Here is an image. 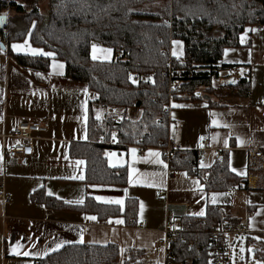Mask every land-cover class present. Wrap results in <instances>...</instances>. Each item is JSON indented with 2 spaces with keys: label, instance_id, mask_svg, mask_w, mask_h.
Here are the masks:
<instances>
[{
  "label": "crops",
  "instance_id": "obj_1",
  "mask_svg": "<svg viewBox=\"0 0 264 264\" xmlns=\"http://www.w3.org/2000/svg\"><path fill=\"white\" fill-rule=\"evenodd\" d=\"M13 45L23 47L14 49ZM95 46L98 50L110 49ZM172 46V55L181 57L182 43L174 41ZM11 49L17 54L33 55L32 49L44 53L28 41L14 43ZM110 50L97 51L95 60H112L114 53ZM91 55L93 58V47ZM54 64L63 67L54 68ZM221 64L227 67L213 79L218 95L202 89L198 100L180 96L172 101L168 135L181 152L206 148L198 163L203 174L221 162L239 178V184L227 190L208 191L201 177L189 175L187 170L170 171L163 149L131 146L106 153L109 167L126 170V184L95 185L86 182V161L69 153L73 143L90 140L89 103L94 95L84 85L65 77L63 62L52 60L50 73L43 74L23 69L0 48V180H4L11 198L10 204L0 202V264H34L74 244L117 246L121 264L130 249L145 252L150 264H166L164 251L156 248L164 238L166 220L201 218L209 207L224 208L227 217L249 231L246 245L264 252V166L250 169L251 150L264 151V27L261 32L253 27L247 42L240 37V46L227 49ZM232 66L239 69L228 72ZM245 79L249 82L248 93L233 87ZM133 113L127 117L136 122L142 119L141 110ZM102 116L98 113V117ZM32 121L47 123L48 130L33 134V155L26 165H21L6 157L4 151L23 143L11 137L17 124ZM132 149H136L135 155ZM218 152L220 159L215 157ZM79 176L83 179L75 178ZM38 192L67 208H50L33 200ZM81 198L82 204L66 203ZM88 198L119 206L122 211L128 201L136 202V224L127 223L124 216L101 221L96 214L73 208ZM117 199L123 204L106 202ZM89 216L96 219H86Z\"/></svg>",
  "mask_w": 264,
  "mask_h": 264
},
{
  "label": "trees",
  "instance_id": "obj_2",
  "mask_svg": "<svg viewBox=\"0 0 264 264\" xmlns=\"http://www.w3.org/2000/svg\"><path fill=\"white\" fill-rule=\"evenodd\" d=\"M8 9L15 14L0 23V36L9 56L23 69L43 74L50 73L52 60L61 61L66 67L65 77L84 85L95 97L89 103L90 140L73 143L69 152L86 161V182L95 185L126 184V170L108 166V150L139 144L145 149L166 147L170 91L163 73L169 67L183 80L181 93L171 95L173 101L180 96L198 100L201 89L218 95L213 79L227 67L221 64L225 51L240 46L247 28L264 26V0H0V17L7 15ZM25 41L52 55L14 53L11 45ZM174 41L183 45L181 57L172 55ZM95 44L112 49L113 59H93ZM134 76L153 80L134 83ZM233 87L249 92L246 79ZM108 108L122 110L121 122L106 116ZM135 109L142 111L138 122L127 117L128 111ZM98 113L103 116L97 118ZM101 138L106 144L112 140L116 143L100 144ZM198 163V152H179L171 161L170 171L187 170L189 175L201 177L208 191L227 190L240 182L224 163L217 162L206 175ZM33 200L50 208H67L43 192L35 193ZM73 208L96 214L101 221L124 216L127 223L136 224L139 206L128 201L122 211L119 206L88 198ZM181 219L186 227L184 240L173 246L167 263L209 264L207 247L212 233L233 220L223 218L217 207H209L204 217ZM119 253L114 245L74 244L34 264H121ZM122 264L150 263L145 252L130 249Z\"/></svg>",
  "mask_w": 264,
  "mask_h": 264
},
{
  "label": "built area",
  "instance_id": "obj_3",
  "mask_svg": "<svg viewBox=\"0 0 264 264\" xmlns=\"http://www.w3.org/2000/svg\"><path fill=\"white\" fill-rule=\"evenodd\" d=\"M263 29L262 25L256 26L257 32H261ZM0 41L4 44L5 41L2 36H0ZM120 55V51H117L116 56L118 57ZM239 68L238 66H232L228 67V72H234L237 71ZM226 70V69H225ZM165 76L168 77L169 80V91H170V99L169 103H172V93H181V87L183 85V80L179 76L175 75L171 67L168 68V70L163 73ZM135 81L134 83H137L139 81L145 82V81H151L153 79L147 78L145 76L139 77L134 76L132 79ZM220 83H223L220 81ZM170 111V107L168 108V114ZM167 112V110H166ZM106 116L111 117L115 116L113 118L115 123L121 122V115L122 110L116 109V108H108L106 111ZM96 128H100L99 123L96 124ZM48 130V124L42 121H32V122H22L18 123L15 129L13 130L11 137H14L16 139L23 140L22 144L13 145L11 147L5 148V156L9 157L11 159H15L19 162L21 165H26L27 160L30 156L33 155V145L32 142L34 140L33 134L34 133H44ZM149 134L145 135V138H148ZM98 143L100 144H106L104 139H99ZM115 140H112L110 143H107L106 145L114 146ZM204 146L208 145V141L204 142ZM138 149H143V147L139 144L136 145ZM206 148L204 147L201 149L199 154L200 155L204 152ZM164 155L167 159V163L169 166V169L171 168V161L176 153L181 152L179 149V145L174 140H168V143L165 148H163ZM216 159L221 158V154L218 152L215 155ZM264 166V151L262 149H253L250 153V169L256 170L259 167ZM230 193V191H228ZM0 202L3 204H10L11 198L7 194L5 190V183L4 180H0ZM217 211L221 213L222 217L227 219V215L225 214V209L221 207H217ZM227 221V220H226ZM198 221H196V224ZM185 224L183 223V220L181 218H168L166 220L165 229H164V238L157 242L156 248L159 250H163L165 253V256L168 260V258L171 256L173 252V246L180 240H184L183 233L185 232ZM249 231L245 229L244 227H241L240 225H236L234 223L225 222L222 223L211 235L210 243L207 247L209 254H210V261L209 264H228L229 262V238L232 235H248ZM166 260V264L167 263Z\"/></svg>",
  "mask_w": 264,
  "mask_h": 264
},
{
  "label": "rangeland",
  "instance_id": "obj_4",
  "mask_svg": "<svg viewBox=\"0 0 264 264\" xmlns=\"http://www.w3.org/2000/svg\"><path fill=\"white\" fill-rule=\"evenodd\" d=\"M16 1L21 2L22 0H16ZM41 6L43 10L46 11L47 7L45 6V3H43ZM14 14L15 13L12 10L10 11V9H8L6 16L10 17V16H13ZM252 29L253 27H249L245 30V32L241 35V41L247 42ZM24 45L26 47H29L28 46L29 44H24ZM176 45H179V43H176ZM201 93H202V89L200 90L199 95H201ZM170 107H172V104H170ZM133 112L134 110H129L127 115L129 114V116L131 117L134 114ZM245 240H246L245 235L230 236L229 247H228V252H229L228 264H264V258L258 257V256H261V257L264 256V252H256V248L253 246L248 247L246 245Z\"/></svg>",
  "mask_w": 264,
  "mask_h": 264
},
{
  "label": "snow or ice",
  "instance_id": "obj_5",
  "mask_svg": "<svg viewBox=\"0 0 264 264\" xmlns=\"http://www.w3.org/2000/svg\"><path fill=\"white\" fill-rule=\"evenodd\" d=\"M4 19H5L4 17H0V23H3L4 22ZM21 47H23V45H13V48L14 49H19ZM31 51H32L33 55H36V54H40V55H44V56H51L52 55V53H42V52H38V50H36V49H32ZM97 51H100L101 53H110L111 52L110 49H99L98 50L96 48V46L93 45V59H96L97 58V55H96ZM53 67L54 68H62L63 65H55L54 64ZM174 107H177V105H174ZM97 118H99V117H97ZM131 151H132L133 155H135L136 149H132ZM153 155H157L158 156L159 154L158 153H153ZM77 163H81L82 164L83 161H78ZM75 178H77V179H83L82 176L75 177ZM49 195H51V193H49ZM96 199L100 200V199H103V198L102 197H96ZM106 202L116 203V204H120V205L123 204V201L122 200H119V199L114 200V201H106ZM213 202H215V197H213ZM66 203H69V204H72V203L82 204L83 203V198H81V199H79L77 201H66ZM200 214L203 215V213H200ZM86 219L95 220L96 217L89 216V217H86ZM120 222L121 221H117V223H120ZM23 255L28 256V255H30V253L24 252Z\"/></svg>",
  "mask_w": 264,
  "mask_h": 264
},
{
  "label": "water",
  "instance_id": "obj_6",
  "mask_svg": "<svg viewBox=\"0 0 264 264\" xmlns=\"http://www.w3.org/2000/svg\"><path fill=\"white\" fill-rule=\"evenodd\" d=\"M1 17H4V18H5L4 21L7 20V16H6V15H3V16H1ZM2 30H3V26L0 27V31H2ZM0 48L3 49V50H6V49H7V46H6V44H4V43H2V42L0 41Z\"/></svg>",
  "mask_w": 264,
  "mask_h": 264
}]
</instances>
